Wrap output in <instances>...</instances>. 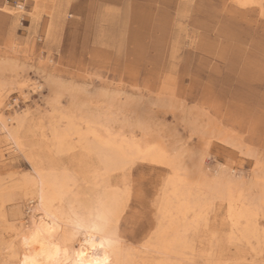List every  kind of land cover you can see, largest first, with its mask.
Masks as SVG:
<instances>
[{"label": "rangeland", "instance_id": "rangeland-1", "mask_svg": "<svg viewBox=\"0 0 264 264\" xmlns=\"http://www.w3.org/2000/svg\"><path fill=\"white\" fill-rule=\"evenodd\" d=\"M6 5L14 12L0 10V62L8 65L5 78L15 83L5 105L27 106L32 114L46 116L59 85L63 107L77 91L79 104L107 108L113 130L139 140L146 133L159 134L187 165L202 160L210 174L218 166H235L246 183L264 175V15L259 5L46 0L37 21L28 13L31 1L27 12ZM26 79L40 87L24 96L18 83ZM209 124L233 133L238 147L216 136L204 143L198 128ZM77 155H61L59 161L75 169L69 161ZM31 170L18 153L1 175L11 184ZM168 174L164 166L142 162L126 175L133 189L120 227L126 243L143 241L154 217V190ZM5 205L8 223L0 219V233L7 236L5 225L27 220L29 209L18 189ZM217 207L210 225L224 230L226 204ZM223 246L229 257L241 253L234 245ZM243 250L240 264H264L263 245ZM190 264L206 260L199 254Z\"/></svg>", "mask_w": 264, "mask_h": 264}, {"label": "bare ground", "instance_id": "bare-ground-1", "mask_svg": "<svg viewBox=\"0 0 264 264\" xmlns=\"http://www.w3.org/2000/svg\"><path fill=\"white\" fill-rule=\"evenodd\" d=\"M27 1L32 20H39L46 0ZM234 1L259 5L264 15V0ZM0 10L14 12L6 4ZM7 66L0 62V219L8 223L5 203L14 200L17 189L29 213L27 220L6 223L7 236L0 233V264H190L199 254L206 264H240L243 248L264 246V175L246 183L235 166H218L210 174L202 160L187 165L159 134L139 140L113 130L107 108L79 104L77 91L63 107L59 85L46 116L5 105L15 83L5 78ZM18 84L24 96L40 87L31 79ZM198 130L204 143L216 136L238 147L227 130L212 124ZM18 153L32 170L9 184L1 174ZM65 154L77 155L69 161L75 169L59 161ZM142 162L164 166L169 174L154 190V217L143 241L126 243L120 227L133 189L125 177ZM218 204H226L224 230L210 225ZM225 244L241 253L229 257Z\"/></svg>", "mask_w": 264, "mask_h": 264}, {"label": "built area", "instance_id": "built-area-1", "mask_svg": "<svg viewBox=\"0 0 264 264\" xmlns=\"http://www.w3.org/2000/svg\"><path fill=\"white\" fill-rule=\"evenodd\" d=\"M27 0H5L6 4H9L10 6H13L18 11H21L23 8H27ZM26 10V9H25ZM24 18V16L22 17Z\"/></svg>", "mask_w": 264, "mask_h": 264}, {"label": "crops", "instance_id": "crops-1", "mask_svg": "<svg viewBox=\"0 0 264 264\" xmlns=\"http://www.w3.org/2000/svg\"><path fill=\"white\" fill-rule=\"evenodd\" d=\"M4 2H5V0H4ZM26 6H27V4H26ZM29 6H27V8H28ZM14 8V7H13ZM27 8H26V10H27ZM21 16V15H20Z\"/></svg>", "mask_w": 264, "mask_h": 264}, {"label": "snow or ice", "instance_id": "snow-or-ice-1", "mask_svg": "<svg viewBox=\"0 0 264 264\" xmlns=\"http://www.w3.org/2000/svg\"><path fill=\"white\" fill-rule=\"evenodd\" d=\"M97 264H99V262H97Z\"/></svg>", "mask_w": 264, "mask_h": 264}]
</instances>
